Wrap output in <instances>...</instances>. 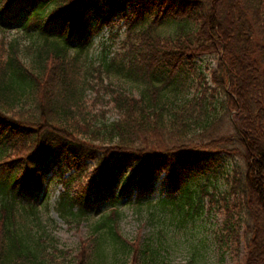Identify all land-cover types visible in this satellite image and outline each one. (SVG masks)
<instances>
[{
	"label": "trees",
	"instance_id": "16d2710c",
	"mask_svg": "<svg viewBox=\"0 0 264 264\" xmlns=\"http://www.w3.org/2000/svg\"><path fill=\"white\" fill-rule=\"evenodd\" d=\"M10 27L19 36L0 39V264H119L124 249L125 264H156L169 226L174 236L219 216L212 248L264 264V0H0V32ZM113 29L119 51L94 60L95 40ZM96 88L113 121L89 105ZM53 171L64 187L54 204ZM100 198L108 212L93 242L59 249L44 215L80 227ZM125 208L148 209L151 245L122 237Z\"/></svg>",
	"mask_w": 264,
	"mask_h": 264
},
{
	"label": "rangeland",
	"instance_id": "374dc122",
	"mask_svg": "<svg viewBox=\"0 0 264 264\" xmlns=\"http://www.w3.org/2000/svg\"><path fill=\"white\" fill-rule=\"evenodd\" d=\"M118 32V29H113V32H111V30H105L101 36L95 40L90 57H93V59L97 61L102 57L105 46L111 47L112 52H118L119 40H114L113 38ZM3 36L7 37L6 39L10 41L17 38L19 34L14 27H10L6 34L0 32V39H2ZM215 66V64L212 65L213 68ZM114 81L130 93L138 95L139 89L136 85L124 80L120 81L118 78H115ZM88 102L93 110L105 111L107 113V119H110L111 121L116 119L117 115L113 108V104L103 91L99 92L98 88H96L94 92L89 93ZM54 171L53 174L49 176L50 178H53V176L55 177L56 173ZM71 173V171L65 169V178H68ZM58 177L60 179L59 172H57V175L50 186L48 185V188L51 189L52 204L55 203L64 188ZM161 185L162 182L160 183V186ZM45 188L46 187H44V189ZM162 190L163 188L158 190V196L161 195ZM108 204L109 201H107V199H98L96 206L94 205L96 209H93L91 216H88L90 219L84 221L80 227L64 223L55 210H52L49 215H44V220L49 231L48 233L56 239L55 245L59 249L68 250L77 254L82 241L89 242L90 239V241L92 240L93 242L92 225L97 224L98 217L100 216L99 213L102 214V209L104 210L103 213L108 212L105 210ZM122 212V217L119 222V230L124 239L130 241L132 244L135 243L137 239H141L140 242L143 245L150 244L151 239H157L158 232H156V230H158V227L156 226V223L153 222L147 208H143L142 211H133L132 209L125 208ZM222 220L221 216L215 219L210 218V221H208L205 226L197 223L196 227L190 226L188 231L176 230L174 236L170 232V229H174V227L169 226L167 235L165 234L166 238L163 242L165 245L161 252L162 257L160 258V261L156 262V264H235L229 254H225L223 259V253L218 252L215 248H212L211 245L213 232L219 229ZM200 226L206 227L207 230H209L208 233L202 231ZM154 244H156V242ZM241 251H243V253L245 252L244 246H242ZM127 254L129 255L127 249H124V252L119 250V264H125Z\"/></svg>",
	"mask_w": 264,
	"mask_h": 264
}]
</instances>
